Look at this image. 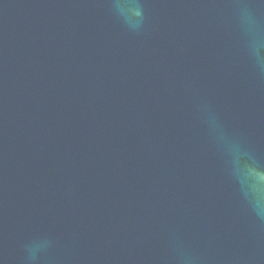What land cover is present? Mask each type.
Masks as SVG:
<instances>
[{"label": "water", "instance_id": "obj_1", "mask_svg": "<svg viewBox=\"0 0 264 264\" xmlns=\"http://www.w3.org/2000/svg\"><path fill=\"white\" fill-rule=\"evenodd\" d=\"M0 264H264V0H0Z\"/></svg>", "mask_w": 264, "mask_h": 264}]
</instances>
